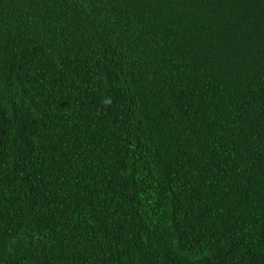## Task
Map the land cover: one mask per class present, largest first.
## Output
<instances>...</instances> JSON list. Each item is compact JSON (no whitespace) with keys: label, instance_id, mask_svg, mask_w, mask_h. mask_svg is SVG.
Returning a JSON list of instances; mask_svg holds the SVG:
<instances>
[{"label":"trees","instance_id":"1","mask_svg":"<svg viewBox=\"0 0 264 264\" xmlns=\"http://www.w3.org/2000/svg\"><path fill=\"white\" fill-rule=\"evenodd\" d=\"M0 264H264V0H0Z\"/></svg>","mask_w":264,"mask_h":264}]
</instances>
